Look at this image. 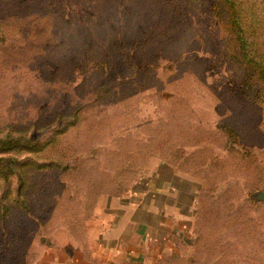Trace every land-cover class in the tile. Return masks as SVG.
Instances as JSON below:
<instances>
[{
  "label": "rangeland",
  "instance_id": "obj_1",
  "mask_svg": "<svg viewBox=\"0 0 264 264\" xmlns=\"http://www.w3.org/2000/svg\"><path fill=\"white\" fill-rule=\"evenodd\" d=\"M214 3L0 0V264H36L61 226L85 240L99 201L163 160L200 192L149 264H264V106Z\"/></svg>",
  "mask_w": 264,
  "mask_h": 264
},
{
  "label": "crops",
  "instance_id": "obj_2",
  "mask_svg": "<svg viewBox=\"0 0 264 264\" xmlns=\"http://www.w3.org/2000/svg\"><path fill=\"white\" fill-rule=\"evenodd\" d=\"M199 192L194 177L159 161L128 192L99 201L90 224L81 222L85 240L59 227L36 264H149L172 255L193 225Z\"/></svg>",
  "mask_w": 264,
  "mask_h": 264
},
{
  "label": "trees",
  "instance_id": "obj_3",
  "mask_svg": "<svg viewBox=\"0 0 264 264\" xmlns=\"http://www.w3.org/2000/svg\"><path fill=\"white\" fill-rule=\"evenodd\" d=\"M213 13L225 34L228 58L245 70L247 97L264 106V0H216ZM3 144L0 140V151L5 150ZM4 168L0 162V180L11 174H5Z\"/></svg>",
  "mask_w": 264,
  "mask_h": 264
},
{
  "label": "water",
  "instance_id": "obj_4",
  "mask_svg": "<svg viewBox=\"0 0 264 264\" xmlns=\"http://www.w3.org/2000/svg\"><path fill=\"white\" fill-rule=\"evenodd\" d=\"M259 199H264V193L262 192L259 193Z\"/></svg>",
  "mask_w": 264,
  "mask_h": 264
}]
</instances>
